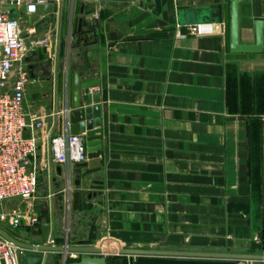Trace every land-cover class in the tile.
Here are the masks:
<instances>
[{"label":"crops","instance_id":"0c3cea01","mask_svg":"<svg viewBox=\"0 0 264 264\" xmlns=\"http://www.w3.org/2000/svg\"><path fill=\"white\" fill-rule=\"evenodd\" d=\"M232 1L46 0L52 11L44 14L40 7L32 23L15 2L4 7L22 19L27 45L50 41L31 49L28 69L52 62L45 71L33 70L25 97L28 113L48 115L45 130L37 133L42 137L37 202L48 205H37V226L8 229L10 235L47 244L41 224L51 216L42 212L53 197L57 246L264 255V51H231ZM82 17L87 24L79 33ZM257 18L264 19V0H244L242 43H255ZM195 24H211L214 33L193 35ZM69 53L70 61L79 57L91 71L85 79L98 83L86 90L98 102L85 106L99 107L100 167L83 169L80 187L76 164H57L45 138L48 132L71 134L68 124L54 128L65 82L61 72L55 93V62H68ZM94 180L102 188L91 189ZM67 182L71 193H81L78 210L72 198L58 201ZM25 253H18L20 264ZM42 255L46 264H63L62 253ZM82 257L68 253L67 264ZM107 259L108 264H242L155 255Z\"/></svg>","mask_w":264,"mask_h":264},{"label":"built area","instance_id":"2783aa9c","mask_svg":"<svg viewBox=\"0 0 264 264\" xmlns=\"http://www.w3.org/2000/svg\"><path fill=\"white\" fill-rule=\"evenodd\" d=\"M10 2L18 8L25 4L22 15L27 18L37 13L46 0H0V229L6 232L40 223L37 156L42 137L37 133L45 130L48 115L36 116L25 108L26 88L32 80L26 61L32 48L50 45L47 38L27 45L22 19L4 10ZM190 31L196 36L209 35L214 33V27L195 24ZM25 132L30 133V138L24 137ZM45 138L50 140L57 164L88 161L83 136H53V132H48ZM47 244L57 246L54 238H47ZM20 251L23 250L0 236V264H20Z\"/></svg>","mask_w":264,"mask_h":264},{"label":"water","instance_id":"95a60500","mask_svg":"<svg viewBox=\"0 0 264 264\" xmlns=\"http://www.w3.org/2000/svg\"><path fill=\"white\" fill-rule=\"evenodd\" d=\"M244 0H233L231 2L230 10V46L233 53H245V54H260L264 51V19L257 18L254 21L255 29V43L246 44L241 42L240 32V5ZM20 11L23 13L26 10V5L21 4L19 6ZM44 14H48L52 11V5L46 4L43 6ZM5 10V9H4ZM6 11V10H5ZM81 13H84V4L81 5ZM28 19L32 23V16ZM86 18L82 17L79 20L78 32H82V28L86 25ZM68 60L70 61V53L68 54ZM29 61V60H27ZM64 62L59 64L55 62V78L53 79V87L55 93L58 92V79L61 72L65 73L64 82V104L62 115H58L56 111V118L54 128L58 123L68 124L70 132L74 136H83L84 143L87 148L88 161L84 163H78L74 166V174L77 175V181L75 185L80 187L81 172L82 170H95L100 167V150L101 144L99 143L100 133V120H99V107H86L85 104H91L98 102L96 94L86 92L91 88L98 85L96 81L85 79L86 75H90L91 71L85 70V66L80 62L79 57L71 59L70 63ZM52 62L41 63L39 65H31L29 67L31 76L33 77V70L40 68L45 71L46 67H50ZM72 73V74H71ZM46 75V74H45ZM48 81H52L51 78ZM73 110H70V108ZM25 138H30V133H24ZM57 175L62 178L65 176L62 167L57 169ZM54 181V180H53ZM102 184L99 181H91V189L98 190ZM64 193L58 198V201L62 204L64 200L72 198L73 209L78 210L80 207L81 193L77 191L71 193V185L67 182L63 186ZM53 194V192L51 191ZM96 196V193L89 195V198ZM51 197V196H50ZM39 207L48 205L46 201L37 202ZM64 205L61 206V210ZM50 215L51 222L41 224V235L44 238H53L54 236V224L56 220V209L53 197L50 199V209L43 211L42 215ZM0 236L7 241L11 242L18 248L24 250L26 253L23 255L24 264H46L47 257L42 254L58 252L64 255L63 264H67L66 256L68 253H77L83 255L79 261L70 262L68 264H108L107 256L109 255H155V256H181V257H201V258H218V259H229L236 261H247V262H264V255L255 254H226V253H191V252H171V251H156V250H145V249H117V248H93V247H70L68 245L63 246H51L48 244H32L24 243L19 241L8 232L0 229Z\"/></svg>","mask_w":264,"mask_h":264},{"label":"rangeland","instance_id":"374dc122","mask_svg":"<svg viewBox=\"0 0 264 264\" xmlns=\"http://www.w3.org/2000/svg\"><path fill=\"white\" fill-rule=\"evenodd\" d=\"M240 263H242V264H251V263H254V262L241 261Z\"/></svg>","mask_w":264,"mask_h":264}]
</instances>
